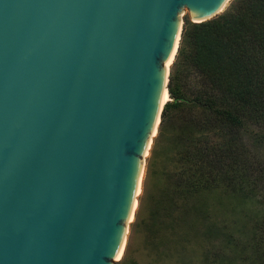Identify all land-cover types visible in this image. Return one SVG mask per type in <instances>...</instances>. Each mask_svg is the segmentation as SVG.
Returning a JSON list of instances; mask_svg holds the SVG:
<instances>
[{
  "label": "water",
  "instance_id": "water-1",
  "mask_svg": "<svg viewBox=\"0 0 264 264\" xmlns=\"http://www.w3.org/2000/svg\"><path fill=\"white\" fill-rule=\"evenodd\" d=\"M228 1L0 0V264L118 261L183 9Z\"/></svg>",
  "mask_w": 264,
  "mask_h": 264
},
{
  "label": "trees",
  "instance_id": "trees-1",
  "mask_svg": "<svg viewBox=\"0 0 264 264\" xmlns=\"http://www.w3.org/2000/svg\"><path fill=\"white\" fill-rule=\"evenodd\" d=\"M177 63L186 70L170 71L171 99L148 162L158 184L148 222L156 232L186 234L210 213L212 193L227 196L237 178L264 169V0H234L205 21L185 18L172 66ZM192 70L195 84L187 80ZM169 123L176 134L153 170L157 139ZM251 239L264 264V215ZM123 259L119 264H137Z\"/></svg>",
  "mask_w": 264,
  "mask_h": 264
},
{
  "label": "rangeland",
  "instance_id": "rangeland-1",
  "mask_svg": "<svg viewBox=\"0 0 264 264\" xmlns=\"http://www.w3.org/2000/svg\"><path fill=\"white\" fill-rule=\"evenodd\" d=\"M233 1L229 0L217 15L227 10ZM183 10L182 23L185 18L189 19L188 11L185 8ZM172 67L181 74L185 73L186 67L182 63L171 65L169 74ZM187 80L192 84L197 82L193 70L189 72ZM173 126L168 125L164 129L163 137L157 139L155 148L157 155L151 159L153 170L159 169L163 164L162 161H165L166 150L173 135L176 134L173 133ZM155 137L145 158L142 193L138 196L135 217L128 227L127 245L122 256L124 262L258 264V253L254 252L251 238L254 226L264 215V169L259 167L257 171H250L244 177L237 178L234 181L235 186L227 196L223 197L220 192L212 193L210 213L208 216L204 215V221L200 222L204 224L197 225L190 233L183 234L171 230L156 232V227L148 222L158 185L156 173L150 169L148 171L151 147ZM119 263V260L115 262V264Z\"/></svg>",
  "mask_w": 264,
  "mask_h": 264
},
{
  "label": "bare ground",
  "instance_id": "bare-ground-1",
  "mask_svg": "<svg viewBox=\"0 0 264 264\" xmlns=\"http://www.w3.org/2000/svg\"><path fill=\"white\" fill-rule=\"evenodd\" d=\"M193 21H200L199 20H194ZM181 23V21H180ZM179 35H177V39H176V44H175V48H174V52H173V55L170 59V61L166 64V71H165V75H166V81H167V75H168V72H169V67L172 65L174 59H175V56H176V53H177V50H178V46H179ZM170 96H169V92L166 88H164V91L162 93V99H161V104H160V108L168 101L170 100ZM159 120H160V116H159V113H158V117H157V121H156V125H155V129H154V132L152 133L151 137H150V140H149V143H148V146H147V149L144 153V156H143V161H142V168H141V174H140V181H139V186H138V191L137 193L135 194V201H134V205H133V209H132V213H131V216H130V219L127 221V225H126V229H125V234H124V237H123V240H122V243H121V246H120V250L115 258V260H120L122 258V256L124 255V252H125V249H126V245H127V233H128V227H129V224L133 221L134 217H135V212L137 210V207H138V196L142 193V183H143V177H144V173H145V158L146 156L148 155L149 153V149H150V146H151V143H152V140H153V137L156 136L157 134V130H158V125H159Z\"/></svg>",
  "mask_w": 264,
  "mask_h": 264
}]
</instances>
